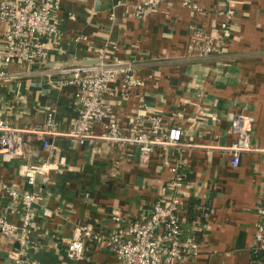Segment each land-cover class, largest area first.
Masks as SVG:
<instances>
[{"label": "crops", "instance_id": "obj_1", "mask_svg": "<svg viewBox=\"0 0 264 264\" xmlns=\"http://www.w3.org/2000/svg\"><path fill=\"white\" fill-rule=\"evenodd\" d=\"M141 2L56 0L58 32L46 63L13 64L12 77L0 82V115L10 126L52 131L43 136L47 149L25 132L19 155H0V179L37 193L29 212V258L36 264H118L105 241L116 228L111 216H145L165 195L170 167L178 164L188 176L186 196L197 197L203 210L202 221L192 223L182 211L183 238L200 245L184 264H264V255L255 257L253 248L264 185V0H192L195 8L162 0L138 16ZM228 8L234 13L225 22ZM207 42L212 52L199 55L197 46ZM123 61H133L140 83L125 91L120 79L109 82L104 101L112 112L104 122L115 120L128 134L137 120L148 129L150 116L159 115L163 129L175 125L182 131L183 146L154 145L144 157L135 143L68 135L77 117L75 87L50 82L57 70ZM238 114L251 119L256 150L241 154L233 168L225 147L234 139L231 121ZM93 132H102L98 123ZM45 158L55 168L48 180L38 175L34 185L27 184L20 166ZM24 213L20 201L0 197V217L21 225ZM83 225L102 239L85 242L82 260H69L67 243ZM17 247L14 237L0 234V264H16Z\"/></svg>", "mask_w": 264, "mask_h": 264}, {"label": "built area", "instance_id": "obj_2", "mask_svg": "<svg viewBox=\"0 0 264 264\" xmlns=\"http://www.w3.org/2000/svg\"><path fill=\"white\" fill-rule=\"evenodd\" d=\"M162 0H142L135 7V14L141 16L147 7H155ZM185 6L195 8L192 0H181ZM56 0H0V23L3 30L0 34V82L7 81L12 75L8 70L11 65L42 66L46 63L47 50L58 32V22L54 17ZM232 8L225 10V22L233 16ZM223 22L222 25H226ZM199 55L212 52L211 44L198 45ZM198 54V53H197ZM135 64L133 61L75 64L57 70V78L51 79L56 87L73 85L77 117L74 128L68 133L70 137L94 141L100 139L109 143H135L141 156H148L154 145L164 148H180L184 145L182 131L175 125L163 129V120L159 115L150 116V125L144 129L137 120L125 134L118 122L111 120V106L104 101L108 84L120 79L121 87L128 91L140 80L134 79ZM51 113L47 112V126H51ZM98 123L102 132H93ZM142 123V119H141ZM51 127L44 129L30 128L26 131L9 125L6 118L0 115V155L11 158L20 154L22 133L34 134L41 138L45 149L49 144L44 135L52 133ZM231 134L234 139L225 147L230 154V165L237 167L241 154L255 151L251 144V119L248 116L235 115L231 121ZM263 155H264V150ZM54 168L51 160L44 159L33 165H21L19 173L24 175L29 185H34L36 176L48 180ZM171 176L166 185L164 196L156 199L149 206L145 216L126 220L118 214L111 216L115 230L105 239L110 251L116 256L118 264H184L189 256L199 252L200 245L194 240L183 239L182 211L186 196V181L179 165L170 167ZM0 197H9L16 203L21 202L25 210L22 224L16 225L7 217H0V234L14 237L18 242L13 260L16 264H36L29 258L27 231L30 223L31 205L37 199L33 191H19L9 182L0 179ZM257 221L254 232V249L264 250V185L256 206ZM121 226H125L122 228ZM101 236L89 225L80 228V236L67 243L66 257L72 261L84 258L85 242H99Z\"/></svg>", "mask_w": 264, "mask_h": 264}, {"label": "trees", "instance_id": "obj_3", "mask_svg": "<svg viewBox=\"0 0 264 264\" xmlns=\"http://www.w3.org/2000/svg\"><path fill=\"white\" fill-rule=\"evenodd\" d=\"M183 171L184 170L181 169V172L184 174V180L187 181L188 176H187V174H185V171L184 172ZM183 210H185L184 214H186V217H185L186 221H188V222L190 221L191 223L194 220L202 221L201 220V217H202L201 214H202V211H203L202 210V204L200 203V201H199V199L197 197H194V196L189 197V198L186 197L185 200H184V203H183ZM184 240H187V239L185 238ZM260 255H264V250L257 249L254 252V256L255 257H259ZM257 259L261 260V258H257Z\"/></svg>", "mask_w": 264, "mask_h": 264}]
</instances>
